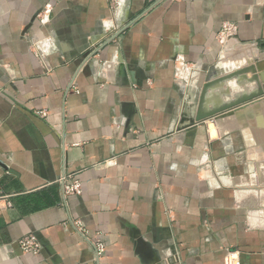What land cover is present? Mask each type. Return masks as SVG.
Segmentation results:
<instances>
[{
    "label": "crops",
    "instance_id": "crops-1",
    "mask_svg": "<svg viewBox=\"0 0 264 264\" xmlns=\"http://www.w3.org/2000/svg\"><path fill=\"white\" fill-rule=\"evenodd\" d=\"M262 72L264 0H0V264H264Z\"/></svg>",
    "mask_w": 264,
    "mask_h": 264
},
{
    "label": "built area",
    "instance_id": "built-area-1",
    "mask_svg": "<svg viewBox=\"0 0 264 264\" xmlns=\"http://www.w3.org/2000/svg\"><path fill=\"white\" fill-rule=\"evenodd\" d=\"M234 30V27L232 28L230 24L224 23L220 33L222 35L232 34L234 33ZM41 113L42 115H46L44 111H42ZM62 180L64 181L65 194L81 192L82 184L78 178L72 177L71 175H64ZM12 206L13 203L11 199L8 195L3 193L2 188L0 186V208ZM19 243L24 250L30 251L32 253H37L40 249L39 240L36 234L31 233L24 236ZM94 247L98 257H100L105 251V244L99 238H96V240L94 241ZM226 264H241V261L238 257H228V260H226Z\"/></svg>",
    "mask_w": 264,
    "mask_h": 264
},
{
    "label": "water",
    "instance_id": "water-1",
    "mask_svg": "<svg viewBox=\"0 0 264 264\" xmlns=\"http://www.w3.org/2000/svg\"><path fill=\"white\" fill-rule=\"evenodd\" d=\"M125 29V28H124ZM124 29L120 30L117 34L114 35L117 36L120 32H122ZM112 40V38L110 39ZM256 68L254 66H251V67H248V68H245L243 70H240L239 72H237V74H244L250 70H255ZM229 76H226L224 78H221L219 80H210L208 82L205 83L204 85V89H203V98L202 100L205 99L206 95L204 96V94H206V90L212 86H214L215 84H217L218 82H221L222 80H225L227 78H229ZM256 78L259 77V75L256 73ZM261 78L262 80L264 81V72L261 73ZM256 95H258L256 92L254 94H251L250 96H243L242 98H239L238 100L234 101V102H231V103H228V104H225L219 108H216L214 110H210L209 112H204L202 110V108H200L199 110V113H198V117H197V120H204L206 118H209V117H213L215 115H218V114H222V113H226V112H229L232 110V108L242 104L243 102H246L248 100H251L252 98H254Z\"/></svg>",
    "mask_w": 264,
    "mask_h": 264
},
{
    "label": "rangeland",
    "instance_id": "rangeland-1",
    "mask_svg": "<svg viewBox=\"0 0 264 264\" xmlns=\"http://www.w3.org/2000/svg\"><path fill=\"white\" fill-rule=\"evenodd\" d=\"M222 37V39L224 40V42H226V41H228V35H226V34H224V35H222L221 36ZM226 44V43H225ZM249 53H246V54H243L242 55V52H241V54H240V52H237V51H234V50H232V48L229 46V44H228V46H227V49H225L224 48V50H223V57H235V56H243V57H245V56H247ZM251 58V57H250ZM245 60H247V59H245ZM233 82H235L236 83V85H238V84H240V83H237L236 82V80L235 81H229L228 83H226L223 87H221V88H219L218 90H222L223 92H224V94L226 93V92H228V93H230V90H231V87H230V83H233ZM229 85V86H228ZM241 85V84H240ZM244 85V86H243ZM247 84H242V86L243 87H245ZM249 86V85H248ZM229 89H228V88ZM208 89L206 90V94H204V96L206 95L207 96V93H208ZM201 92V91H200ZM200 95V94H199ZM211 99H213L214 100V98H210V100ZM214 131V130H213ZM262 195V194H261ZM258 200V199H257ZM263 200L264 199H260L258 202H256V204H255V208H254V210H253V212H254V214H256V215H259L258 217H256V219L255 220H260V222L264 225V202H263ZM260 218V219H259Z\"/></svg>",
    "mask_w": 264,
    "mask_h": 264
},
{
    "label": "bare ground",
    "instance_id": "bare-ground-1",
    "mask_svg": "<svg viewBox=\"0 0 264 264\" xmlns=\"http://www.w3.org/2000/svg\"><path fill=\"white\" fill-rule=\"evenodd\" d=\"M237 83H240V84H238V85H236V83L235 82H233V83H230L229 85H230V87H231V92H232V94H234L235 95V93L236 92H239V91H242V89L243 88H247V87H249L248 85H249V83H250V80L247 78V77H245V76H242V77H240L239 78V80L238 81H236ZM226 83H228V82H223V83H220L219 85H216V86H213V87H211L210 88V90H209V92H208V94H207V97H206V100H207V103H209V102H212V101H210V98H211V96H212V98H214L216 95H217V91H218V89L219 88H221V87H223ZM242 84H247L245 87H243L242 86ZM228 85V86H229ZM228 88V87H227ZM229 89V88H228ZM212 91L213 92H215V94L213 93L212 94ZM248 91H244V92H242V93H247ZM231 94V95H232ZM213 95H215V96H213ZM226 95V94H225ZM229 95L230 94H228V97H229ZM219 101H225V100H219ZM215 102H217V101H215ZM215 102H213V103H215ZM228 257H229V255H227L226 256V260H228Z\"/></svg>",
    "mask_w": 264,
    "mask_h": 264
}]
</instances>
